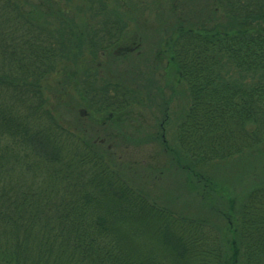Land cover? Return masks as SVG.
<instances>
[{
    "label": "trees",
    "instance_id": "16d2710c",
    "mask_svg": "<svg viewBox=\"0 0 264 264\" xmlns=\"http://www.w3.org/2000/svg\"><path fill=\"white\" fill-rule=\"evenodd\" d=\"M202 2L0 0V264H131L93 202L107 189L181 224L203 264H264V0ZM148 14L165 31L155 57L145 47ZM169 82L183 85L186 108L175 146L159 138L164 169L181 168L194 196L208 190L215 225L133 185L141 167L155 166L136 161L128 179L113 161L119 136L121 151L154 147L134 114L153 86L169 127ZM47 93L101 116L92 121L99 135L79 120L68 126ZM121 123L128 132L117 133ZM197 135L208 144L195 145ZM214 163L226 166L222 180L202 172Z\"/></svg>",
    "mask_w": 264,
    "mask_h": 264
},
{
    "label": "rangeland",
    "instance_id": "374dc122",
    "mask_svg": "<svg viewBox=\"0 0 264 264\" xmlns=\"http://www.w3.org/2000/svg\"><path fill=\"white\" fill-rule=\"evenodd\" d=\"M202 1V5H208V8L210 9V0ZM203 10H205V8H203ZM208 13L213 14L212 10H210ZM200 15H202V17L206 16V14ZM195 17L198 18L197 14ZM157 21L158 20L152 19L151 15L148 14L147 27L150 26L152 31H148L147 29V33H151V38H149L150 40L146 42L145 47L148 48V51L150 53H152L151 57H155L158 51V47L159 49L161 48L160 45L158 46V38L163 39L165 37H161L165 32L162 31V28H164V26H156ZM158 28H160L159 35L155 34ZM141 48L143 47L141 46ZM142 53H144V51H142ZM161 67L162 65L158 66V69H161ZM139 71L143 72L144 70L143 68H137L136 73H138ZM145 77L146 76H144L143 79H145ZM159 78L160 75L155 78L157 82H154V85L156 83H161ZM55 79L56 77H51L48 80L50 89L52 87H55V85H53ZM143 79H141V88L144 87L147 83V81ZM149 83L152 82L149 81L148 85L143 90H141L142 92L148 89ZM151 85H153V83ZM161 86L163 88L164 99L171 100L167 110L171 124L168 127L167 119H165L164 123H162L163 108L162 104H160V96L157 95V93L155 92V86H153L152 88H150L147 95L145 93V110L141 109L138 112L135 111L134 114H138L143 119L142 121L144 123H147L145 125L148 126L147 133L151 135L150 138L151 140H153L151 146L154 147L145 146L139 152H135L132 147L129 149L127 148L128 150L121 151L122 146L119 147V145H117L118 141L121 140L122 137L119 136L115 138L116 146L114 147V150L112 152L113 161L118 160L119 169H124V174L128 177V179L129 174L126 169L131 170L133 167H130L135 165L136 161H139L143 165L149 166L150 168L155 166L154 169L156 170L152 172L147 170V167H141L138 170L139 172L134 174L135 177L132 178L133 185L135 187H143V192H146L148 195H150L151 197L149 196V198L153 202H158L159 204L165 203L169 207L176 206L178 208H181L182 210L187 211V213L190 215L199 214L201 218L211 219V216L213 215L215 219L213 218L211 220V223L214 225L216 224L214 221L220 223L217 215H214V205L212 206L213 203H210V199H206V197L210 198L209 194L207 193L208 190H205L202 195L198 194V197L196 195L194 196L192 194L194 190H196L194 188V184L193 186H191L188 183L186 176L181 175V168L175 169L173 165L172 171H167L164 169L165 164L171 165V163L166 162L165 156L167 154H165V149L161 148V139L159 138L163 137V142L172 147L175 146L176 128L182 119L180 118V113L183 108H186V106L184 107L185 98L181 95V91L183 90L182 84L178 85L175 88L172 87L171 82H169V84L162 83ZM172 88L174 89L172 90ZM58 95L59 97L55 98L54 95H51V93L50 95H48L47 93V102L49 106L54 109L57 114H59L60 117H63V119L66 120L67 123H69L68 126H78L77 120H79V122L83 124L82 126L84 128L88 127L87 131L83 130L85 131V133H87L88 136H95L96 134L99 135V130L93 122H96V120L100 119L101 116L98 115V117H95V114H90L87 109L85 111L82 106L80 108L77 103L73 104V102L67 101L64 98V94L62 93H59ZM59 99H63L64 101H57ZM78 113L80 114L78 115ZM91 116L95 117L96 119L91 120ZM131 117L133 116L131 115ZM154 117L156 119L153 120ZM178 118L180 119L178 120ZM159 121H161V124H164V133L159 132ZM120 125L121 126L118 128L122 129H120L117 133L120 134V132H122L123 134L125 132H128V128H126L122 123ZM151 126H154L153 132ZM74 128H77L78 130V127ZM206 138L207 137L205 135H197V137L194 138L196 141L195 145H199L200 147L207 145L208 143ZM93 140H98V137H93ZM151 158L153 159L152 162H150ZM221 164L222 163H214L213 165L215 166L209 165L204 168L202 172L210 178L214 175L215 177H219L217 178L218 180H222L227 170L222 171V169L226 166L221 167ZM199 169V167H196L195 171L198 172ZM174 172H176V176L173 174ZM179 182L181 184L180 188ZM97 194L98 197L93 201L96 202V209L99 214L106 219V224H108L109 230L111 229L112 233L114 234L117 249L125 258L129 259L131 264L204 263L199 257L196 250H194L192 245H184L183 241L187 239V236H184L182 234L185 232H183L184 227L181 224L174 223L172 219L169 220L165 217V215L152 210V208L147 207L145 204L134 200L127 194L121 193L119 198L116 197L114 193L112 191H109L108 189L107 191L100 190L99 192H97ZM211 206L213 210L211 209ZM222 230L224 233L228 232L224 229ZM208 233L211 234L210 232ZM198 248L199 247H196L197 250ZM64 261L69 262L68 260ZM208 263L209 262H205V264Z\"/></svg>",
    "mask_w": 264,
    "mask_h": 264
}]
</instances>
